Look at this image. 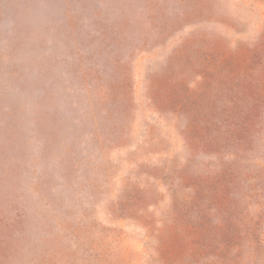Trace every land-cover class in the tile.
I'll return each mask as SVG.
<instances>
[{
    "label": "rangeland",
    "instance_id": "obj_1",
    "mask_svg": "<svg viewBox=\"0 0 264 264\" xmlns=\"http://www.w3.org/2000/svg\"><path fill=\"white\" fill-rule=\"evenodd\" d=\"M0 264H264V0H0Z\"/></svg>",
    "mask_w": 264,
    "mask_h": 264
},
{
    "label": "trees",
    "instance_id": "obj_2",
    "mask_svg": "<svg viewBox=\"0 0 264 264\" xmlns=\"http://www.w3.org/2000/svg\"><path fill=\"white\" fill-rule=\"evenodd\" d=\"M250 179H252V178H250Z\"/></svg>",
    "mask_w": 264,
    "mask_h": 264
}]
</instances>
